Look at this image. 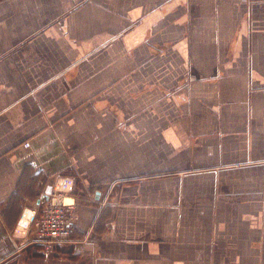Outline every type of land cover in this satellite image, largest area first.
I'll list each match as a JSON object with an SVG mask.
<instances>
[{"label": "crops", "instance_id": "obj_1", "mask_svg": "<svg viewBox=\"0 0 264 264\" xmlns=\"http://www.w3.org/2000/svg\"><path fill=\"white\" fill-rule=\"evenodd\" d=\"M0 264H264V0H0Z\"/></svg>", "mask_w": 264, "mask_h": 264}, {"label": "built area", "instance_id": "obj_2", "mask_svg": "<svg viewBox=\"0 0 264 264\" xmlns=\"http://www.w3.org/2000/svg\"><path fill=\"white\" fill-rule=\"evenodd\" d=\"M65 196V193H60L53 199L43 196L40 208L35 209L30 218L20 220L21 224L34 227L36 241L47 254H52L57 244L71 240L73 234L77 205L75 201L64 200Z\"/></svg>", "mask_w": 264, "mask_h": 264}]
</instances>
